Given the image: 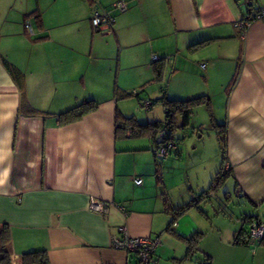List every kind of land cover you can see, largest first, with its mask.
I'll return each mask as SVG.
<instances>
[{"label": "crops", "instance_id": "0c3cea01", "mask_svg": "<svg viewBox=\"0 0 264 264\" xmlns=\"http://www.w3.org/2000/svg\"><path fill=\"white\" fill-rule=\"evenodd\" d=\"M117 2L125 9L112 11L110 31H93V13ZM261 7L264 0H0V231H9L11 264L38 251L49 264H133L134 255L112 245L121 227L130 237L159 240L156 264L204 257L211 264H264V247L235 243L246 219L264 223V22L237 27ZM153 57L165 61L160 83ZM5 63L23 76L25 108ZM124 93H139L142 102L164 95L223 104L224 129H217L225 136V162L220 151L219 169L200 194L186 188L172 196L171 165L182 158L187 136L179 144L174 131L176 150L159 161L146 133L115 132L116 114L143 126L164 120L161 106L138 113L135 97L117 98ZM83 101L96 109L59 124L61 113ZM221 162L229 173L209 190ZM221 189L209 216L202 209L213 208L210 199ZM93 199L109 205L104 214L88 209ZM185 205L191 208L168 231L173 211ZM196 232L203 236L194 259L178 262L186 253L178 237Z\"/></svg>", "mask_w": 264, "mask_h": 264}, {"label": "trees", "instance_id": "16d2710c", "mask_svg": "<svg viewBox=\"0 0 264 264\" xmlns=\"http://www.w3.org/2000/svg\"><path fill=\"white\" fill-rule=\"evenodd\" d=\"M252 17V16H249ZM6 69L8 73L11 75L13 78L14 82L16 83L19 92L21 94V98L24 97V87H23V76L22 74L14 69L11 65H8L5 63ZM165 61H157L153 65V70H154V81L160 83L161 80L163 79V75L165 72ZM153 81V82H154ZM117 95V94H116ZM135 97L138 102L140 103L141 107L143 102L140 99V94L139 93H124V94H118L117 98L118 99H128ZM150 103L149 106H161L164 110V120L163 122H154L151 124H146V125H141L138 124L136 119L133 117H123L119 114H116L115 120V132L119 133H125L126 131L131 134V135H142V134H147L151 137V140L153 143L156 144V137L157 134L163 129V125H167L169 129V134L168 138L170 141H173L174 137V131L176 126V121L177 117H181L183 120V126H186L188 124V121L190 119V116H192V111L194 108L200 106V105H205L209 106L207 104L208 99L204 96L196 97L190 100H185V101H171L168 100L164 95L161 96L160 98H157L152 101H148ZM21 106L22 108L27 107V104H25L24 98L21 100ZM97 104L94 101H83L80 104L76 105L73 108H70L69 110L61 113L59 115V124L61 125H67V124H72L77 122L78 120H81L83 116L91 113L96 109ZM29 109V108H28ZM29 114L31 115H37L38 113L36 111H32V109H29ZM212 128L216 129L215 125H212ZM218 128V127H217ZM222 130L224 129L223 127ZM225 136L223 133L220 134L219 137V142H220V151L221 154L223 155V162H225L224 154H225ZM223 162H221V168L219 172L215 175V178L212 180L211 185L209 187V190H216V187H219V185L222 182V179L224 178L225 175L229 173V170L223 171ZM190 207V205H185L183 207H180L179 209H176L173 211V218L170 221L167 230L171 231L172 225L175 224V221L177 217H180L181 215L184 214ZM255 221L256 219H246L245 222L243 223L244 226L246 227L245 229L243 228L239 234H237V238L235 239V243H245L247 245V237L246 239L239 240V236H243L244 232H248V227L251 224L250 222ZM258 220H256L257 222ZM247 230V231H246ZM246 235V233H244ZM202 234L201 233H193L191 236H188L186 238L183 237H178L181 241L184 242L186 248V253L185 257L183 260L178 261H186V260H192L195 257V254L197 253V247L200 241L202 240ZM9 244V231L4 227L0 231V264H11V258L10 254L7 251L6 247ZM248 246V245H247ZM260 247H264V237L259 243ZM257 246V247H258ZM46 253L44 251H38V252H32V253H27L23 255V264H49L47 260V256H45ZM211 261H209V257H204L202 260L198 261V264H211Z\"/></svg>", "mask_w": 264, "mask_h": 264}, {"label": "rangeland", "instance_id": "374dc122", "mask_svg": "<svg viewBox=\"0 0 264 264\" xmlns=\"http://www.w3.org/2000/svg\"><path fill=\"white\" fill-rule=\"evenodd\" d=\"M165 22L166 20L163 19ZM196 98V97H195ZM219 99V98H218ZM221 103V102H220ZM222 103H215L210 107L200 105L193 109L192 116L188 121V124L184 127L183 120L181 117H177L178 127L175 128V139L179 144H182L185 136L184 147L181 145L182 152L180 153L181 159H176L172 168L177 171H173V175L169 180L172 183L171 186L175 187V190H172V196L174 199H178L179 195H185L187 193L186 188L193 189L194 192H199L200 194L203 190L200 188L203 185L209 186V173L212 171H218L219 162H220V130L217 127L222 126L223 115L222 114ZM137 107L138 113L141 114H150L151 111ZM156 108V106H155ZM153 108V110L155 109ZM159 111L160 108H157ZM140 116V115H139ZM143 121V119H141ZM215 125L216 129L212 128ZM220 128V127H219ZM185 149V150H184ZM184 170H189L187 173V178L181 175ZM177 173V175L175 174ZM184 180V182L182 181ZM189 185V186H188ZM198 187V189H196ZM204 188L205 191L207 188ZM201 190V191H199ZM223 193L225 190H219L213 194V198L210 199L213 208L210 206L202 210H206L209 216L213 215V211H216L218 205L220 204V199H222ZM178 195V196H177ZM194 198V197H193ZM193 215H196V211L192 210Z\"/></svg>", "mask_w": 264, "mask_h": 264}, {"label": "built area", "instance_id": "2783aa9c", "mask_svg": "<svg viewBox=\"0 0 264 264\" xmlns=\"http://www.w3.org/2000/svg\"><path fill=\"white\" fill-rule=\"evenodd\" d=\"M125 4L123 2H117L112 5L111 10L108 11H97L94 12L91 17V26L93 31L101 34H107L112 26L113 16L112 11H124ZM253 21H262L264 22V7L258 8L255 11V14L252 17L246 16V18L237 23V27L240 30L245 31L246 28H249ZM24 29L28 33V35H33L32 27L28 22L24 23ZM152 60L154 62L158 61L156 57H153ZM149 102H143L142 106L146 110L150 109ZM163 129L157 134L156 144L153 147V153L156 160H163L167 158L171 152L176 150L175 141H170L168 138L169 129L167 125H163ZM229 165L227 163L223 164V171L229 170ZM135 185H140L141 180L135 179ZM88 209L94 213L104 214L107 210V203L100 202L97 200H91L87 205ZM119 211L125 213V208L122 206L118 207ZM251 224L248 227L247 232V245L248 247L255 248L259 245L261 240L264 237V223L256 222V220L250 222ZM120 237L113 238L112 245L115 250L122 251L126 254L134 255V263L133 264H156L154 255L157 246L159 245V240L156 238L150 237H130L127 235L125 228H119Z\"/></svg>", "mask_w": 264, "mask_h": 264}]
</instances>
